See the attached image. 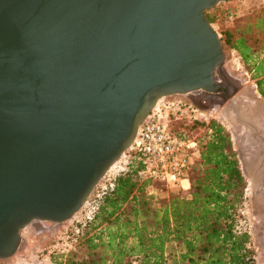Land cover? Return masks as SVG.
<instances>
[{"label":"water","instance_id":"1","mask_svg":"<svg viewBox=\"0 0 264 264\" xmlns=\"http://www.w3.org/2000/svg\"><path fill=\"white\" fill-rule=\"evenodd\" d=\"M229 1L0 0V260L82 210L161 99L250 128L206 17ZM261 166L246 162L251 184Z\"/></svg>","mask_w":264,"mask_h":264},{"label":"trees","instance_id":"2","mask_svg":"<svg viewBox=\"0 0 264 264\" xmlns=\"http://www.w3.org/2000/svg\"><path fill=\"white\" fill-rule=\"evenodd\" d=\"M230 2L206 17L264 99V9L244 21ZM175 109L170 117L187 120L182 132L198 144L190 189L158 195L164 188L157 180L141 179L144 160L131 152L126 167L89 200L91 214L78 225L81 253L58 255L54 264H257L245 215L248 181L230 132L215 119ZM196 129L204 131L197 136Z\"/></svg>","mask_w":264,"mask_h":264},{"label":"rangeland","instance_id":"3","mask_svg":"<svg viewBox=\"0 0 264 264\" xmlns=\"http://www.w3.org/2000/svg\"><path fill=\"white\" fill-rule=\"evenodd\" d=\"M226 3L220 4L219 8H224ZM230 5H233V11L236 12V17L244 21L248 20L249 15L256 10L264 9V0H232ZM216 7V8H218ZM215 9V8H214ZM213 10V9H212ZM211 11V10H210ZM209 12V11H208ZM207 13V12H206ZM236 18H232L231 21H234ZM223 44V43H222ZM224 51L226 54L225 64L222 68V75H218L217 79L222 80L223 76L227 78L230 83L236 87L241 88L239 92L245 91L246 89L251 92V95L255 101H258L262 104L264 112V103L262 98L258 95L256 91L255 81L252 80L251 75L246 71L240 62L238 55L228 49L224 44ZM224 80V79H223ZM256 91V93H255ZM188 99L183 96H171L163 98L160 100L161 105L167 101H179ZM208 104V103H207ZM209 105V104H208ZM213 106V104H211ZM219 109V107H217ZM218 109L213 107L206 108L205 110H200L197 113L200 119L203 121L209 122L210 120L219 121L227 130L230 132L234 147L239 155L240 151V164L245 176L247 172L243 167V147L234 132L231 130L229 125L223 121L219 116ZM218 111V112H217ZM180 115H184L185 111L180 110ZM160 121L164 124H167L169 128L173 129L175 132L186 134L184 131L188 126L187 120H178L179 117L174 120L170 116H160ZM225 122V123H224ZM204 129H196L192 133L199 136L202 134ZM191 134V133H190ZM235 136V138H234ZM235 140V141H234ZM239 151L237 150L236 146ZM129 155L126 153L118 161L111 170L107 173L105 178L98 184L94 189L92 195L88 199V202L82 210H80L75 216L65 223L54 224L49 222H35L29 225L26 229L22 231V243L17 253L10 259L0 260V264H54L55 258H58V255L69 254V253H81L78 249V240L77 235L80 231L78 225L83 223L87 217L90 216V202L89 200L93 194H97V191L101 190L108 183L109 178L112 175L118 173L120 170L124 169L129 163L127 161ZM262 173V180L264 182V170ZM247 178V176H246ZM248 192H247V201L245 207V215L248 219V229L252 236L253 247L256 251V262L257 264H264V184L261 182L256 184H251L250 179L248 180ZM163 190H157L156 193L160 196H166L169 191V187H166L163 184H160ZM94 197V196H93ZM92 197V198H93Z\"/></svg>","mask_w":264,"mask_h":264},{"label":"built area","instance_id":"4","mask_svg":"<svg viewBox=\"0 0 264 264\" xmlns=\"http://www.w3.org/2000/svg\"><path fill=\"white\" fill-rule=\"evenodd\" d=\"M173 107L190 114L200 111L189 100L167 101L163 105L159 101L126 152L127 161L132 158L131 152L140 153L144 160L141 179H154L166 187L188 191L191 187L189 171L198 158V144L196 137L175 132L160 121V116H170Z\"/></svg>","mask_w":264,"mask_h":264},{"label":"bare ground","instance_id":"5","mask_svg":"<svg viewBox=\"0 0 264 264\" xmlns=\"http://www.w3.org/2000/svg\"><path fill=\"white\" fill-rule=\"evenodd\" d=\"M237 92L238 93L235 95L236 101L242 105V112L240 114L241 118L248 122L247 124L250 125V128L236 126L238 116L229 109L224 110V113L222 116L220 115V118L229 125L231 130L234 132L233 134L236 135L238 142H240L243 147L244 153L242 161L245 170L246 162H250L251 165L258 162V165L262 164V172L264 170V112L263 109H261L263 106L260 102L253 99L249 90L246 89L241 92L238 90ZM262 102L264 103V101ZM217 107L218 106L215 107L216 110L218 109ZM236 148L239 151L237 146ZM240 157L239 151V158Z\"/></svg>","mask_w":264,"mask_h":264},{"label":"flooded vegetation","instance_id":"6","mask_svg":"<svg viewBox=\"0 0 264 264\" xmlns=\"http://www.w3.org/2000/svg\"><path fill=\"white\" fill-rule=\"evenodd\" d=\"M226 91V90H225ZM220 92H222V91H220ZM222 96H223V94L222 93H220Z\"/></svg>","mask_w":264,"mask_h":264}]
</instances>
